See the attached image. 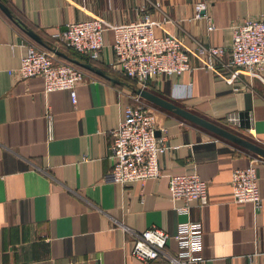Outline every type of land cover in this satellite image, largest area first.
I'll list each match as a JSON object with an SVG mask.
<instances>
[{"label": "crops", "instance_id": "crops-1", "mask_svg": "<svg viewBox=\"0 0 264 264\" xmlns=\"http://www.w3.org/2000/svg\"><path fill=\"white\" fill-rule=\"evenodd\" d=\"M1 1L70 57L77 56L74 50L62 48L52 35L86 18L88 10L119 24L136 19L144 6L192 48L227 45L234 22L264 12V0H207L215 23L207 31L206 21L192 18L197 0ZM111 37L106 30L101 57L86 60L118 81L84 69L72 104L68 89L45 92L42 76L20 79L8 72L19 66L30 38L0 10V264H168L133 256L134 233L149 227L173 233L187 218L176 211L181 200L171 201L167 181L193 168L207 182L208 201L189 212L203 229L202 260L190 264H264V158L253 151L154 103L158 126L164 127L156 131L164 144L161 175L130 183L103 181L115 161L110 130L135 94V85L111 67ZM190 63L193 68L179 75L152 77L148 90L264 147V72L262 78L240 75L228 83L199 68L195 57ZM228 114L239 121L229 122ZM251 157L262 198L258 209L231 196V171ZM168 247L176 251L174 239Z\"/></svg>", "mask_w": 264, "mask_h": 264}, {"label": "built area", "instance_id": "built-area-1", "mask_svg": "<svg viewBox=\"0 0 264 264\" xmlns=\"http://www.w3.org/2000/svg\"><path fill=\"white\" fill-rule=\"evenodd\" d=\"M193 6L192 18L203 19L207 23V31L214 30L215 23L207 11V0H197ZM163 21L153 18L144 6H139L136 19L119 24L109 23L103 16L88 10L86 18L67 23V28L56 32L52 38L82 57L96 60L101 57L105 46L103 33L110 30L114 56L111 67L122 72L136 87L145 88L152 77L179 75L191 70L192 57L198 60L199 68L217 74L228 83L240 75L262 78L264 12L255 16L246 15L234 22L231 41L227 45L199 43L196 47H189L178 34L165 30L160 23ZM157 27L162 28L160 33L156 32ZM24 44L25 52L19 66L8 72L20 79L42 76L45 92L68 89L71 102L75 104L74 87L84 78L85 70L31 39L25 40ZM223 68L228 70V75L222 71ZM143 99L138 94L132 95L122 119L110 130L112 141L109 149L115 161L103 176L104 182L130 183L161 175L159 155L164 144L156 131H163L164 127L158 126L155 113ZM227 119L236 123L240 118L236 114H228ZM47 122L50 134V115H47ZM256 164V158L251 157L246 166L235 167L230 177L234 202H249L254 209L260 207L262 200ZM167 182L171 201L181 200V204L175 206L176 211L187 218L177 223L173 233L158 227L135 232L131 253L145 263L199 262L202 260L203 229L201 221L192 219L189 212L193 205L203 206L208 201L207 182L200 179L195 168L185 173L171 174ZM171 239L175 240L177 246L174 252L168 247Z\"/></svg>", "mask_w": 264, "mask_h": 264}, {"label": "water", "instance_id": "water-1", "mask_svg": "<svg viewBox=\"0 0 264 264\" xmlns=\"http://www.w3.org/2000/svg\"><path fill=\"white\" fill-rule=\"evenodd\" d=\"M0 10L3 11L4 14L6 16H8L18 27H20L22 32H24V34L27 37H29L31 40H33L34 42H37L38 44L46 47L47 49L53 51L57 55H61L67 61H69L71 63L73 62V63L81 66L82 68L86 69L87 71L90 70V71L96 72L102 76H105L112 81H118L116 78L110 76L108 73L103 72L99 68L95 67L89 61L85 62V61H82L81 59H79L77 57H73V56L70 57L66 53L59 50L56 46L52 47L49 43L45 42L42 39V37L36 31H34L32 28L26 26V24L24 22H22L20 19H18L13 14V12L9 9V7L7 5H5L1 0H0ZM66 28H67V26H66ZM133 88H134L136 95L138 94L139 96H141L142 98H144L148 102L155 103V104L165 108L166 110H171L174 113H176L177 115H179L180 117L186 118V119L194 122L195 124H197L201 127H204L205 129L211 131L212 133H215L217 135L219 134L220 136L232 141L233 143L235 142V143L241 145L242 147L253 151L255 154L259 155L260 157L264 158V147L259 146L258 144H256L252 140H248L236 132H232V131L228 130L227 128H225L219 124H215L212 121L206 119L205 117H202V116L200 117V116L196 115L195 113L191 112L190 110H188L187 108H183V107L179 106L178 104H176L175 102L167 100V99L163 98L162 96H160L159 94H157L155 92H151L146 88H143V87H137V88L133 87Z\"/></svg>", "mask_w": 264, "mask_h": 264}, {"label": "rangeland", "instance_id": "rangeland-1", "mask_svg": "<svg viewBox=\"0 0 264 264\" xmlns=\"http://www.w3.org/2000/svg\"><path fill=\"white\" fill-rule=\"evenodd\" d=\"M132 83V82H131ZM133 85H134V83H133ZM136 87V86H135ZM145 88L146 89H148V87H147V85L145 86ZM143 99V98H142ZM143 100H145V99H143ZM147 103H149L150 104V106H151V108H152V110H153V112L154 113H156V105H154V103L152 104V103H150V102H148L147 100H145ZM211 133V132H210ZM252 154H254L255 156H258V157H260L259 155H257V154H255V153H252ZM262 158V157H261Z\"/></svg>", "mask_w": 264, "mask_h": 264}, {"label": "trees", "instance_id": "trees-1", "mask_svg": "<svg viewBox=\"0 0 264 264\" xmlns=\"http://www.w3.org/2000/svg\"><path fill=\"white\" fill-rule=\"evenodd\" d=\"M61 47H62V48L64 47V49H66V50H69V49H70V48L66 47L65 45H61ZM74 52H75V51H74ZM75 54H76L78 57H82V56L79 55L77 52H75ZM75 54H74V55H75ZM76 55H75V56H76ZM77 56H76V57H77ZM64 59H65V58H64ZM84 59H85V61H88V60L92 61V59H90V58H86V57H85ZM86 59H88V60H86ZM65 60H66V59H65ZM74 64H75V63H74ZM76 65H77V64H76ZM78 66H79V65H78ZM79 67H81V66H79ZM81 68H82V67H81ZM83 69H84V68H83ZM85 70H86V69H85Z\"/></svg>", "mask_w": 264, "mask_h": 264}]
</instances>
